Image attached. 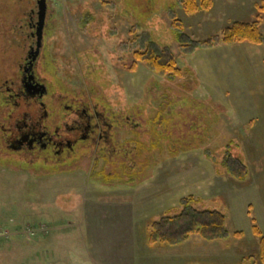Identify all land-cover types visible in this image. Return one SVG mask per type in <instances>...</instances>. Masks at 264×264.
Wrapping results in <instances>:
<instances>
[{
  "label": "rangeland",
  "instance_id": "374dc122",
  "mask_svg": "<svg viewBox=\"0 0 264 264\" xmlns=\"http://www.w3.org/2000/svg\"><path fill=\"white\" fill-rule=\"evenodd\" d=\"M88 2L98 17L93 26L80 23L88 14L76 9ZM213 3L187 15L179 0H53L61 20L54 54L66 61L70 85L45 70L50 93L109 117L117 157L133 156V122L150 146L147 129L159 110L166 138L148 167L130 165L129 178V169L117 168L113 180L98 174L109 171L101 146L53 165L0 142V264H262L252 226L264 236V47L200 46L235 22L259 21L264 34V0ZM148 47L171 55L182 77L169 80L136 62L133 52ZM239 164L246 169L240 178ZM190 196L188 208L225 216L229 237L149 245L152 225L181 214Z\"/></svg>",
  "mask_w": 264,
  "mask_h": 264
},
{
  "label": "flooded vegetation",
  "instance_id": "af4514ba",
  "mask_svg": "<svg viewBox=\"0 0 264 264\" xmlns=\"http://www.w3.org/2000/svg\"><path fill=\"white\" fill-rule=\"evenodd\" d=\"M40 1L0 0V142L7 151L53 165L72 159L80 148L91 153L101 146L112 152L115 139L110 118L87 102L67 103L65 97L50 93L41 76L47 70L70 85L64 79L66 61L60 53L54 54L61 48L56 34L61 20L53 0ZM90 5L76 9H86L88 18L80 16V23L85 20L84 25L93 26L98 17ZM120 45L117 42L118 49Z\"/></svg>",
  "mask_w": 264,
  "mask_h": 264
},
{
  "label": "trees",
  "instance_id": "16d2710c",
  "mask_svg": "<svg viewBox=\"0 0 264 264\" xmlns=\"http://www.w3.org/2000/svg\"><path fill=\"white\" fill-rule=\"evenodd\" d=\"M179 4L185 14L194 15L198 12L210 11L214 3L213 0H179ZM259 9L264 11V4L261 5ZM175 24L177 23L175 22ZM242 43L264 47V34H262V32L260 31L259 21L253 23L235 22L222 32L221 37L203 42L201 43L200 47L211 48L217 44L229 46ZM133 58L136 62H141L146 65V67H148L155 75H159L162 77L166 76L169 80L182 77L181 71L176 66V61L171 55L165 54V52H162V50H153L150 47L146 48L144 51L136 50L133 52ZM134 68L135 64L133 63L131 71H133ZM191 85L192 82H187L185 88L190 90ZM160 113L161 112L159 110L156 117L153 119L154 124L151 126V129H147V136L149 135L151 137L150 146L148 147L147 145H145V143L137 139L139 138V134L137 132L138 130L136 129L137 124L133 122L130 129L132 131V135L135 136V140L131 139L127 141V146L133 145L134 147L133 156L131 157L130 154H128L129 156L127 157V159H125L126 154L124 156L118 157L111 154L110 152L104 154L103 160L105 164L103 165L108 166L109 171H100L98 172L99 176L103 177L106 180H113L114 178L119 177L116 169L123 168L125 169V171H127V169L130 170L128 174L124 173L129 178L130 175L133 176L134 174V171H131L132 167L130 165L133 164V167H136L140 164L142 169H144L151 164L149 155L161 144V137H163V139L166 138L165 129H163V123L165 119H160ZM160 124H162V134L159 133ZM155 128L158 129L156 130ZM168 133L172 132H170L168 129ZM172 136L173 134H170L169 137ZM232 145L234 146L236 145V143L234 141H231L226 146L230 149ZM129 149L130 148L127 147L125 152L130 153L128 152ZM226 150L227 149H225V153L223 155V163H225L230 169L228 160L234 159L229 153L226 152ZM136 159L143 160L139 162L136 161ZM239 165L243 171H239L237 172V174L235 173V176H238L240 178L245 175L246 169L241 164ZM92 170H94L93 167H91V172ZM231 175H234L232 171ZM193 200L194 198L191 196L189 198H185L184 201L186 204V209L178 216L163 218L160 221L154 223L148 232L147 243L151 246H176L186 242L193 235H198L201 239L207 242H215L227 239L229 237V234L226 229L225 216L217 211H197L188 208V205L193 202ZM252 222L254 223V220H252ZM252 233L255 237L259 238L258 258L259 261L264 264V236L255 225L252 226ZM232 236L235 238H241L242 233L235 232L232 234ZM244 261L245 260H243V262Z\"/></svg>",
  "mask_w": 264,
  "mask_h": 264
},
{
  "label": "water",
  "instance_id": "95a60500",
  "mask_svg": "<svg viewBox=\"0 0 264 264\" xmlns=\"http://www.w3.org/2000/svg\"><path fill=\"white\" fill-rule=\"evenodd\" d=\"M44 2H45L44 0H41V1H40V4H44ZM42 13H43V12H42ZM42 16H43V15H42Z\"/></svg>",
  "mask_w": 264,
  "mask_h": 264
}]
</instances>
